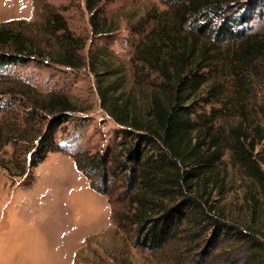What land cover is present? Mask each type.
<instances>
[{
  "label": "rangeland",
  "instance_id": "1",
  "mask_svg": "<svg viewBox=\"0 0 264 264\" xmlns=\"http://www.w3.org/2000/svg\"><path fill=\"white\" fill-rule=\"evenodd\" d=\"M243 4L231 12L244 14ZM245 9L244 28L264 32V0ZM169 10L165 0H104L97 12L86 0H0V28L21 34L33 52L27 63L0 68V264H258L246 243L225 233L208 247L210 230L198 240L180 232L156 250L136 248V227L128 222L134 192L126 191L124 175L110 173L106 184L101 170L82 163L86 176L76 167V159L102 152L118 162L122 147L133 142L129 129L108 112L102 87L116 81L118 96L130 97L137 108L150 106L163 79L136 53L157 26L147 16L165 17ZM55 14L67 22L69 34L53 33L48 22ZM94 15L98 24L108 22L109 32H94ZM69 40L77 41L72 65L63 63ZM14 47L0 43V51ZM253 88L251 121L264 132V83ZM52 95L70 98L77 109L49 130L53 117L42 102ZM199 108L195 119L202 108L208 115L219 106ZM217 124L231 128L237 120L218 118ZM257 151L264 152V141ZM213 181L212 191L198 189L206 190L220 222L260 232L264 241V193L229 152Z\"/></svg>",
  "mask_w": 264,
  "mask_h": 264
},
{
  "label": "trees",
  "instance_id": "2",
  "mask_svg": "<svg viewBox=\"0 0 264 264\" xmlns=\"http://www.w3.org/2000/svg\"><path fill=\"white\" fill-rule=\"evenodd\" d=\"M86 1L89 9L97 12L104 0ZM165 1L170 8L167 16H147L148 21L157 19V26L140 43L136 53L138 60L163 79L159 90L151 96L150 106L137 108L130 97L118 96L116 81L102 87V100L105 104L110 101L106 105L108 112L116 123L133 131L126 132L133 142L122 147L118 162L117 156L111 158L102 152L87 155L81 161L76 159V167L86 176L82 163L101 170L106 184L110 173L124 175L126 191L134 192L128 222L136 227L133 241L136 248L156 250L180 232L198 240L202 231L210 230L208 247L225 233L246 243L253 263L262 264L264 241L260 232L221 223L206 190L199 191L201 185L210 191L214 189V171L229 152L233 162L264 193V171L260 164L264 152L257 151L264 141V132L261 124L251 121L249 104L254 83H264V32L251 33L244 28L250 12L245 6L260 0ZM241 3L244 14L232 13ZM95 16L94 32H109L108 22L98 24ZM48 25L54 34H69L61 14L51 17ZM7 29L0 28V43H10L17 50L0 51V68L27 63L33 56L26 39ZM69 44L72 49L63 63L72 65L71 53L76 52L77 41L69 40ZM42 103L53 117L47 126L49 130L66 122L69 113L77 109L70 98L61 95H52ZM200 103L203 107L217 104L219 108L208 115L203 114L202 108L195 119ZM218 118H233L237 124L225 128L217 124ZM43 138L47 135L40 138L41 142ZM112 161L114 165L110 166ZM97 190L108 193L104 188Z\"/></svg>",
  "mask_w": 264,
  "mask_h": 264
}]
</instances>
